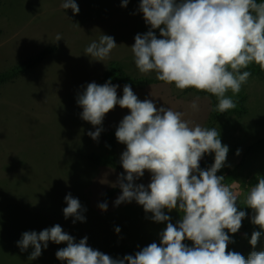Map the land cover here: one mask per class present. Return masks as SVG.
Returning <instances> with one entry per match:
<instances>
[{"label":"rangeland","instance_id":"1","mask_svg":"<svg viewBox=\"0 0 264 264\" xmlns=\"http://www.w3.org/2000/svg\"><path fill=\"white\" fill-rule=\"evenodd\" d=\"M74 2L79 7L75 14L61 7L63 0H0V74L49 51L27 73L0 85V106L5 115H0V264H66L55 255L66 243L49 241L35 260L28 259L31 246L24 252L17 246L24 232L39 233L57 224L76 243L87 236L89 247L113 259L116 244L140 249L153 242L159 245V234L167 226V222L152 220V213H146L135 200L115 204L122 194L117 180L126 174L123 167L119 171L110 165L91 164L87 159L89 154L104 153L103 130L116 132L130 111L116 105L105 114L101 126H93L82 119L83 109L77 103L87 84H98L111 63L85 55V48L97 41L98 29L103 30L102 35L114 37L117 50L128 48L127 56L121 54L123 58L118 62L129 77L156 78L155 72H139L131 51L135 36L150 26L139 10L141 0H128L126 7L122 6L123 0ZM57 35L62 39L56 41ZM252 65L257 64L248 67ZM112 85L119 86L117 97L122 98L121 85ZM130 86L140 101L148 99L157 108L182 111L184 119L208 127L211 108L206 92L193 88L181 91L163 82ZM197 96L199 111L194 112L190 105ZM226 96L232 100L241 97L247 109L239 119L222 118L217 128L222 145L229 148L222 168L232 169L244 161L240 172L225 184L237 195L238 210L246 213L239 232L225 229L232 241L226 250L247 258L252 251L264 250V229L251 222L253 210L244 203L250 187L264 178V71L250 75L238 94L229 90ZM97 127L103 130L93 140L87 133L95 132ZM114 144L121 165L126 145L116 136ZM150 182L147 170L134 181L145 186ZM68 194L79 200L84 222L73 223L74 217L65 219ZM101 203H107L106 211L99 208ZM163 211L176 225L177 209ZM251 225L257 226L256 230L250 231ZM253 232L261 233L255 248L250 244ZM184 244L194 246L188 239Z\"/></svg>","mask_w":264,"mask_h":264},{"label":"clouds","instance_id":"2","mask_svg":"<svg viewBox=\"0 0 264 264\" xmlns=\"http://www.w3.org/2000/svg\"><path fill=\"white\" fill-rule=\"evenodd\" d=\"M128 0H123L126 7ZM63 9L79 12L74 0H63ZM139 10L150 25L144 34L135 36L131 46L134 64L142 74L155 72L156 79L175 85L178 90L193 88L217 97L216 110L225 113L236 104L226 96L235 95L251 73L241 72L253 62L264 71V2L257 0H141ZM159 30L157 37L154 30ZM62 39L57 35L56 41ZM117 46L114 38L103 34L85 48V55L95 61L110 57ZM118 85L111 79L103 85L87 84L77 103L82 107V119L101 126L105 114L116 105L127 108L126 115L115 132L118 142L126 145L121 155L125 174L117 183L122 194L115 204L135 200L155 222H167L159 234L160 244L153 242L122 259H113L87 245V236L78 243L57 224L39 233L24 232L17 241L21 252L29 246L28 259L35 260L47 249L48 242L66 247L56 252V258L66 264H264V250L252 251L247 258L227 251L230 233L241 228L244 211L237 208V195L222 181L217 172L224 166L228 146L222 145L219 131L208 129L183 117L185 113L171 107H159L148 99L140 101L131 86L125 84L122 98L117 97ZM190 108L199 111L197 101ZM87 134L96 140L102 131ZM214 153V163L201 170L200 160ZM239 150H237V155ZM151 173L145 186L134 181ZM115 186V185H114ZM65 219L85 221L81 204L71 194L65 196ZM245 205L253 210L251 222L264 229V178L250 187ZM107 210V203L99 204ZM178 209L182 218L176 225L164 214ZM117 233L120 229H115ZM260 232H253L250 244L255 248ZM191 240L193 247L183 241Z\"/></svg>","mask_w":264,"mask_h":264},{"label":"trees","instance_id":"3","mask_svg":"<svg viewBox=\"0 0 264 264\" xmlns=\"http://www.w3.org/2000/svg\"><path fill=\"white\" fill-rule=\"evenodd\" d=\"M257 2L258 3L264 2V0H257ZM149 28H150V26H147L144 29L143 34L146 33L149 30ZM154 31H155L157 37L160 38L159 31L158 30H154ZM48 53H49V51L46 50L43 53H41L40 55H38L37 57L32 58L30 60H27V61H25V62H23L17 66H14L11 69L5 71L4 73H1L0 74V85L8 82L11 79H15L16 77H18L22 74L27 73V71H29V69L34 67ZM243 71H249L251 73V75H260V73H261V69L257 65H252L246 69H241V72H243ZM109 79H111L112 84L113 83H119V84L124 83V84H129V85H134V86L149 85V84L162 82V81L157 80L156 78H138V79L137 78H131L115 62H111L108 65L103 77L98 82V85H103L104 83L108 82ZM207 94L209 96L210 108H211L209 121H208V127H207L208 129H212V128L217 129L218 125L220 123V120L222 118L239 119L247 113V109L241 104V99H242L241 97H239L237 99H233L234 103L236 104V107L234 109H229L225 113H219L216 110V105L218 104L217 97L212 95V94H209V93H207ZM101 137H102L103 142L105 144L104 145V148H105L104 153L101 155L94 154V153L89 154L87 156L88 161L91 164L110 165V166L118 169L119 171H121L122 166L120 165V162H119V160L116 156V153H115V144H114L115 131H113L111 129H104L102 134H101ZM213 161H214V153L205 154L199 162V166H200L201 170H206L213 163ZM243 163H244V161L241 160L232 169H229V168L220 169L217 172V175L218 176L222 175L225 177V179L222 181V183L226 184V181L228 178L238 174L240 172V169H241ZM122 174H124V173H122ZM120 191H121V189H120ZM177 213H178L179 220H180L182 218L181 216L183 215V213L179 212L178 209H177ZM256 228H257V226H255V225L249 226L250 231H254V230H256ZM238 232H239V230H238ZM184 241H183V243H184ZM114 250L116 252V259H118V258L122 259L126 255H133L134 256L135 253L140 251L141 249L136 245L116 244L114 247Z\"/></svg>","mask_w":264,"mask_h":264},{"label":"crops","instance_id":"4","mask_svg":"<svg viewBox=\"0 0 264 264\" xmlns=\"http://www.w3.org/2000/svg\"><path fill=\"white\" fill-rule=\"evenodd\" d=\"M102 14V13H101ZM100 14V15H101ZM103 15H105V14H103ZM103 30H101V29H98L97 30V32H96V34H97V41L99 40V38L102 36V34H101V32H102ZM113 37V36H112ZM114 38V37H113ZM129 52V50H128V48L127 49H125V48H123V49H119V50H117V48L115 47L113 50H112V52H111V54H110V57L108 58V59H106V60H108L109 62H115V63H117L119 66H120V68L127 74V72H126V70H125V68L124 67H122V65H121V63L120 62H118V59H122L123 58V56L121 55V54H123L124 56H127L126 54ZM121 55V56H120ZM120 56V57H119ZM106 60H104V61H106ZM101 62V61H100ZM119 85H121L120 87H124V83H121V84H119ZM1 110H2V107L0 106V115H2L3 117H5V115H4V113L3 112H1ZM15 113H17V112H15ZM62 189V191H61V199L64 197L63 195H64V189L63 188H61ZM46 215H47V213H46ZM52 262H53V259H50Z\"/></svg>","mask_w":264,"mask_h":264}]
</instances>
